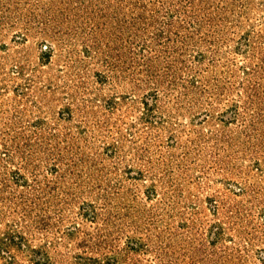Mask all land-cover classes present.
I'll use <instances>...</instances> for the list:
<instances>
[{"label":"rangeland","instance_id":"obj_1","mask_svg":"<svg viewBox=\"0 0 264 264\" xmlns=\"http://www.w3.org/2000/svg\"><path fill=\"white\" fill-rule=\"evenodd\" d=\"M0 264H264V0H0Z\"/></svg>","mask_w":264,"mask_h":264}]
</instances>
